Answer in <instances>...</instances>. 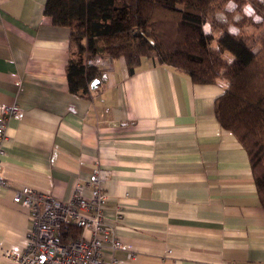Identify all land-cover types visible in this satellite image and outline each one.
<instances>
[{
    "label": "crops",
    "instance_id": "obj_1",
    "mask_svg": "<svg viewBox=\"0 0 264 264\" xmlns=\"http://www.w3.org/2000/svg\"><path fill=\"white\" fill-rule=\"evenodd\" d=\"M46 1L0 0V108L22 110L8 118L3 144L12 188L0 190V250L30 240V211L14 188L68 199L100 165L110 170L105 215L135 253L107 247L105 261L264 264V207L248 152L215 114L226 80L194 83L154 56L129 73L123 58H107L96 87L75 93L71 30L53 24ZM0 264L12 263L0 254Z\"/></svg>",
    "mask_w": 264,
    "mask_h": 264
},
{
    "label": "trees",
    "instance_id": "obj_2",
    "mask_svg": "<svg viewBox=\"0 0 264 264\" xmlns=\"http://www.w3.org/2000/svg\"><path fill=\"white\" fill-rule=\"evenodd\" d=\"M235 2V13H229L224 8L227 0H47L44 13L53 24L71 30L66 72L75 93L84 95L94 79L104 78L100 67L86 63L96 55L123 58L129 73L143 57L154 56L194 83L224 78L227 88L216 99L215 114L246 148L264 207V23H253L242 12L251 3L264 17V3ZM217 13L226 15L228 23L217 22ZM237 14L239 22L233 20ZM205 20L212 24V36L201 31ZM229 25L239 28V36L228 35ZM79 233L76 226L63 227L64 240Z\"/></svg>",
    "mask_w": 264,
    "mask_h": 264
},
{
    "label": "built area",
    "instance_id": "obj_3",
    "mask_svg": "<svg viewBox=\"0 0 264 264\" xmlns=\"http://www.w3.org/2000/svg\"><path fill=\"white\" fill-rule=\"evenodd\" d=\"M86 63L100 67L108 64V60L96 55L87 58ZM21 115L22 110L16 105L5 104L0 108V190L12 188L2 175L7 120ZM109 176V169L95 166L88 178H79L75 182L68 199L30 186L14 188V202L30 211V240L23 248H2L1 256L12 264H117L116 259L109 262L103 259V251L108 247L126 250L128 257L133 258L135 253L131 246L118 237L104 212L108 200L104 183ZM65 225L78 227L80 233L64 240Z\"/></svg>",
    "mask_w": 264,
    "mask_h": 264
},
{
    "label": "clouds",
    "instance_id": "obj_4",
    "mask_svg": "<svg viewBox=\"0 0 264 264\" xmlns=\"http://www.w3.org/2000/svg\"><path fill=\"white\" fill-rule=\"evenodd\" d=\"M260 3H264V0H260ZM237 7L238 5L235 2V0H227V3L224 5L225 11L229 13H235ZM242 12L244 16L250 18L253 21V23H257V24L264 23V17L256 13V10L251 3L245 4L242 8ZM215 19L219 23H225V24L228 23V18L223 13H217ZM241 19L242 17L238 14L233 16V20H235L236 22H239ZM201 31L205 37L212 36L213 35L212 24L209 23L207 20H205L201 24ZM239 32H240L239 28L236 27L235 25L228 26V29H227L228 35L237 37L239 36ZM213 50H216V49H213Z\"/></svg>",
    "mask_w": 264,
    "mask_h": 264
},
{
    "label": "water",
    "instance_id": "obj_5",
    "mask_svg": "<svg viewBox=\"0 0 264 264\" xmlns=\"http://www.w3.org/2000/svg\"><path fill=\"white\" fill-rule=\"evenodd\" d=\"M98 82H99V79H94V80L91 82V87H92V88H95Z\"/></svg>",
    "mask_w": 264,
    "mask_h": 264
},
{
    "label": "rangeland",
    "instance_id": "obj_6",
    "mask_svg": "<svg viewBox=\"0 0 264 264\" xmlns=\"http://www.w3.org/2000/svg\"><path fill=\"white\" fill-rule=\"evenodd\" d=\"M247 29H248V30H253V28H251V27H248Z\"/></svg>",
    "mask_w": 264,
    "mask_h": 264
}]
</instances>
